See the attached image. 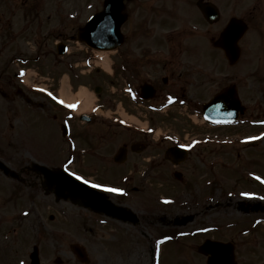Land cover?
I'll return each mask as SVG.
<instances>
[{"label":"flooded vegetation","instance_id":"flooded-vegetation-1","mask_svg":"<svg viewBox=\"0 0 264 264\" xmlns=\"http://www.w3.org/2000/svg\"><path fill=\"white\" fill-rule=\"evenodd\" d=\"M105 1L6 0L1 3L7 12V18L5 12L0 13V60L4 61L3 69L0 70V81L4 75L5 83L17 91L12 84L11 76L8 75L14 74L9 71L11 63L18 59H24L27 63L36 62L50 55L58 59L57 45L74 44L78 30L85 25L89 16L105 7ZM109 9L113 14V16L109 14L111 19L118 24L122 41L116 50L115 77L108 78L103 74L97 76L105 84L116 85L118 109H122L127 115L132 114L138 122L127 120L130 124H124L123 117L118 111L116 118H92L88 123L77 119L76 124L85 127L78 126L74 131L76 138H80V147L83 148L81 153L74 152V158L80 156L89 158L90 166L92 159H96L97 161L93 162H98L104 167L124 165L126 172L123 174L133 175L134 180L135 177L138 179L139 175H150L153 178L160 176L158 175L160 170L157 171L155 162L162 155V160L170 165L169 175L174 177V180H179L182 185L186 178L181 168L189 163L198 147L206 144L221 146L220 138L226 141L236 137V133L243 134L237 143L244 148L264 141V0H116L115 4L107 7V11ZM16 11L20 12L21 25H16L17 22L12 20ZM230 23H234V35L236 31L238 34L241 32L240 28L244 32L240 34L237 42L238 56L228 59L221 45L232 46L233 41L230 39L222 41L220 35ZM15 27H19L18 33L14 32ZM21 35L27 38L26 43L18 51L19 54L15 55L14 52L13 56L12 44L17 41L14 38ZM25 46L31 51L30 55H24ZM20 66L19 63L18 67ZM225 88L229 89L228 93L236 92L239 98L240 106L236 121L213 125L200 120L199 118H203V105ZM0 93L7 97V86L4 90L0 86ZM252 95L257 96L255 101L252 100ZM20 96L23 94L20 93ZM35 105L40 110L44 108H47L46 111L52 110L53 120H56L58 115L70 116L52 103L33 102L32 106ZM110 105L114 107L113 103ZM174 110L173 115H167ZM176 111H181L185 115L187 134L193 132L195 126L200 134L186 140L185 145L188 147H185V160L177 166L170 162L167 151L183 145L180 142L183 138L160 127V121L164 118L168 123L176 121L178 119ZM143 118L147 120L144 130L140 125ZM12 126L10 121L7 123V119L3 122V127H9L8 130L12 129ZM150 129L153 130L151 134ZM157 129L160 133L164 132L163 136L176 138L179 143L160 136L154 139L153 133ZM5 131L7 132V129ZM73 138L75 140L74 136ZM243 152L244 157L249 156L246 154L247 151ZM117 153L121 155L118 161H115L114 156ZM228 154L233 155V151ZM258 159L255 156L250 157L252 163L256 161L255 164H258ZM239 161H241L239 168L232 170V173L238 172L240 187L244 186L239 172L244 160ZM5 163L15 169L11 161L6 160ZM219 163V156L208 160L196 158L193 164L190 163V175L186 176L189 181L185 187L182 185L184 192H189L190 188L198 191L197 200L191 196L190 202L204 210L216 208L220 204L215 187L219 184ZM89 169L97 168H85L87 171ZM176 172L180 174L179 179L175 176ZM257 177L256 179L248 177L247 190L234 192L237 189L234 186L231 189L234 195L245 192L254 194L248 197L242 195L243 198H238L240 201L233 205L235 211L248 215V218L236 221L234 215L223 228L213 223L208 227L201 226L198 232L199 236H204L205 232H210L208 234L224 232L222 229L234 233L236 227L244 225L239 229L240 234L255 237L253 239L255 247L248 245L246 248L248 250H245V253H254L255 256L249 258L246 263L240 262L235 240L225 241L211 235L198 243L205 239L231 243L234 264H264V199H261L264 197V175L258 174ZM4 179L13 182L12 187L19 184L22 197L38 203L42 180L33 171L32 166H23L20 169L19 180L7 177ZM195 180L197 183H194ZM115 186L118 187L119 183ZM123 189H126L125 193L128 195L133 194V190ZM34 191L37 192L35 195ZM4 196L7 198V194ZM109 196L116 199L111 198L112 202L118 205L124 204L123 201L127 203L135 201L133 198L127 199L118 194ZM152 202V199L151 203L148 201V207ZM1 206H7V200L5 202L3 200ZM132 208L140 213V207ZM147 208L142 209L148 214ZM135 215L138 219V215L136 213ZM103 219L110 220L106 217ZM163 219L166 217L163 216ZM182 222L180 225H183ZM167 231L169 230H164ZM246 243L248 244V241ZM201 256L206 264V257Z\"/></svg>","mask_w":264,"mask_h":264},{"label":"rangeland","instance_id":"rangeland-1","mask_svg":"<svg viewBox=\"0 0 264 264\" xmlns=\"http://www.w3.org/2000/svg\"><path fill=\"white\" fill-rule=\"evenodd\" d=\"M4 2L6 1L4 0ZM3 12H5V9L2 6L0 7V13ZM5 13V18H7V12ZM12 20L17 22L16 25H21L19 23L22 22L19 11L15 12V17ZM18 30L19 27L14 28L15 33H18ZM13 36H15L14 33ZM17 37L14 39L21 41L24 46L27 38L24 35ZM80 47L71 43L69 47L71 54L67 56L69 58L64 56L56 68L53 64L54 57L51 55L47 59L51 65L48 69L49 74H31L29 80L34 84H43L50 89L58 91L60 88L59 81H63L62 78L66 75L72 82V93H75L80 86L86 87L89 93L95 96V105L103 104L106 107L107 110L103 108L102 116H106V113H109L110 110L113 113L118 111L119 109L116 107L118 103H116L115 97L116 85L105 84L104 81L97 82L94 77L90 78L92 74L88 77V71L93 69L88 65L87 67L83 66L82 62L86 59V53L81 51ZM23 48L25 49V47ZM13 49L17 53L21 50V47L13 46ZM12 55H14V52H12ZM112 60L115 61L114 55ZM91 61L93 64V58ZM76 62H80L79 67L71 70L70 67ZM79 70H84L85 75L78 74ZM70 71L76 72V74L72 75ZM8 75L12 77L11 80L13 83L15 82L14 84L17 87L16 82L19 84L18 75ZM96 86L101 88L99 94L94 93V87ZM32 98L40 101L36 96ZM17 99L19 98L15 96V89H12L7 84V99H3L0 96V129L4 128L1 122L6 119H10L13 126L6 137L0 133V154L4 156L5 161L9 160L13 163L17 172L23 166H29L32 162H39L46 167L52 168L63 165L66 162L65 160H68L66 148L68 144H65L67 141H64L59 133L60 124L64 118L58 115V118L53 120V111L41 112L40 110H32L29 107H25L23 102ZM253 99L255 101L257 96L252 95ZM110 103H113L114 107ZM6 108L7 110H5ZM87 112H90L89 108ZM174 112L175 110L167 115H173ZM176 112L178 119L169 121V123L166 118L162 119L160 121L161 129L178 134L183 138L182 141L184 142L192 136L200 135L196 126L193 127V132L187 134L184 122L185 115L181 111ZM146 121V118L141 120V122L147 124ZM71 123L70 126H72L75 142L80 146V138H76L74 131L77 130L78 126L82 128L85 126L77 125V120L71 121ZM26 125L28 126L26 127ZM242 135L236 133V137H233L235 140L229 139L230 141H227V145L210 146L206 144L198 147L193 152L192 158L189 159V163L181 168L182 174L186 178L184 184H182L185 187L189 181L186 176L190 175V163L193 164L196 158L202 157V159L208 160L211 157L219 156L220 163L218 167H220V174L218 179L220 182L215 186L216 197L220 201L219 206L204 210L194 204V202L191 203L190 197L194 196V200H197L198 191L189 187L190 191L184 192L181 184L177 181V183L172 182L171 177H168L170 165L162 160L161 155L155 162L157 171L160 170L158 174L160 176L156 178L150 176L147 180L141 181V183L147 185L141 186V191L135 193V201L133 203L123 201L124 204H121V206L131 208L138 215L139 218L135 225H128L113 220H107L109 223L104 224L100 221V219L104 218L103 216L85 211L63 200L55 202L52 195L46 196L43 191L41 193L38 192L40 194L39 200H43L41 203L31 202L29 199L22 198L19 185L12 187L13 182L10 183V181L0 178V264H21V261L29 264V254L33 247L39 249L40 264H204V258L197 252V244L200 241V237L207 238L211 237V235L216 239L225 241L235 240L240 262H248V259L254 258L255 254L248 251V253H245V250H248L246 249L248 245L255 247L253 241L255 237H245L240 234L241 230L239 229L244 225L236 227L234 233H230L228 229H222L224 232L221 233L206 234L204 236L194 234L201 226L205 227L213 223L219 224L223 228L234 215L236 221L248 218V215L241 214L234 209L233 205L240 201L237 193L232 198H227L226 192L232 189L233 186L237 187L238 185V181L235 180L239 179V174L237 172L232 173V170L239 168L241 163L239 160H244L243 165L239 169L244 186L240 185L239 187L238 185L234 192L248 189V173L255 172L264 175V159L262 158L264 157V141L244 148L238 146L237 143V140ZM243 150L247 151L246 154L249 156L244 157ZM231 151H233V155L228 154ZM236 154L240 158H237ZM251 156L259 158L257 160L258 164H255L256 161L254 163L250 161ZM7 157L10 158L7 159ZM90 160L80 156L76 158L75 163L69 168L72 171L74 169L75 172L81 173L80 175L82 176H88L90 179L101 183L120 184V175L126 172L124 165L114 166V168L109 165L104 167L98 162H93L97 161L96 159H92V166H90ZM222 162L228 167L223 166ZM86 167H95L97 169H89L87 171L85 170ZM135 178L138 180L137 177ZM194 183H197V181L195 180ZM131 187V184L127 183V188ZM30 193L32 194V192ZM36 193L35 191L33 192L34 195ZM177 193H179L177 199L180 200L181 207L175 205L174 207L165 208L157 205L155 197ZM6 194L7 198L4 196ZM150 196H152L153 202L148 207V200L151 203ZM3 200L4 202L7 200V206H3L4 208L1 206ZM116 202L119 203L118 201ZM140 205L145 208L148 207L146 209L149 210L148 214L141 208L139 209L140 213L132 208V206L139 208ZM163 216L166 219H163ZM183 218H188V220L183 225H180ZM165 229L169 231H184L189 235L175 243H169L165 240L160 241L154 248V252L157 254L154 258L152 249L159 242L161 231ZM191 234L194 235L192 236ZM246 241H248V244ZM71 245L83 248L87 258L86 261L76 259L75 255L71 253ZM57 259L59 262H54Z\"/></svg>","mask_w":264,"mask_h":264},{"label":"water","instance_id":"water-1","mask_svg":"<svg viewBox=\"0 0 264 264\" xmlns=\"http://www.w3.org/2000/svg\"><path fill=\"white\" fill-rule=\"evenodd\" d=\"M225 33H228V31H226ZM94 40L96 41V38H94ZM88 41L89 40H87V42ZM88 43L92 47L96 46L90 41ZM220 98L221 97L219 98L217 97L215 100L222 101ZM0 167L5 169V166L1 162H0ZM38 169H39L38 171L43 175H45L47 179L45 185L48 187V189H54L58 199L59 198L65 200L69 199L73 203L79 204L85 208H89L95 212L104 213L110 217L117 219H123V220L126 219L122 215L124 209L113 206L110 203V201L107 199V197H105V195L92 191L86 186L71 180L61 172L58 171L52 172L43 167H40ZM5 172L8 173V170H5ZM214 246L217 249L214 251L215 253L214 258L216 259L215 264H223L225 261V254L222 252L223 251V249L221 248L222 245L215 244ZM31 264H39L36 249H34L33 253L31 254Z\"/></svg>","mask_w":264,"mask_h":264},{"label":"snow or ice","instance_id":"snow-or-ice-1","mask_svg":"<svg viewBox=\"0 0 264 264\" xmlns=\"http://www.w3.org/2000/svg\"><path fill=\"white\" fill-rule=\"evenodd\" d=\"M23 71H21L20 75H23ZM129 91H131V89H129ZM48 95L49 96H53V99H58L57 97H55L53 95V93L51 92H48ZM58 102L60 104H65V101L62 100V99H59ZM170 102H171V98H170ZM69 109H72V108H75L76 105L75 104H67L66 105ZM250 139H255V138H250ZM181 147H188V145H181ZM72 163L71 160L68 161V164L65 165V171L69 173L70 176L74 177L76 180H79V181H82L84 184L86 185H90L92 188L94 189H98L100 191H103V192H111V193H119V194H123L124 193V190L122 188H117V187H108L104 184H101V183H96L94 181H91V180H88L86 179L84 176L78 174L77 172L75 171H72L68 165H70ZM257 179H260L259 177H257ZM241 195L245 196V197H248V196H252L254 194L252 193H242ZM261 199H264V197H261ZM171 201H165V203H170ZM25 215H27V213H25ZM21 264H23V261H21Z\"/></svg>","mask_w":264,"mask_h":264},{"label":"bare ground","instance_id":"bare-ground-1","mask_svg":"<svg viewBox=\"0 0 264 264\" xmlns=\"http://www.w3.org/2000/svg\"><path fill=\"white\" fill-rule=\"evenodd\" d=\"M105 63V66H103L105 69L106 67V59L103 60ZM102 66V65H101ZM68 88L67 83L64 84L63 87L60 90L61 99L65 101L66 104H77V112H81L87 109V107H90L92 105V102H94V96L89 94L85 89H80L74 96L70 95L66 88ZM78 98V99H76ZM82 103H79L77 100H82ZM137 121V120H136ZM138 122V121H137Z\"/></svg>","mask_w":264,"mask_h":264}]
</instances>
